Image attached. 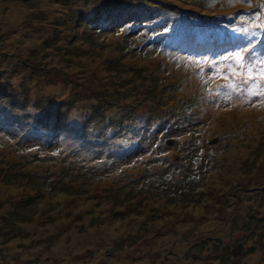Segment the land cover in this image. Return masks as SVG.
<instances>
[{
	"label": "rangeland",
	"instance_id": "rangeland-1",
	"mask_svg": "<svg viewBox=\"0 0 264 264\" xmlns=\"http://www.w3.org/2000/svg\"><path fill=\"white\" fill-rule=\"evenodd\" d=\"M257 11L0 0V264H264V107L209 79Z\"/></svg>",
	"mask_w": 264,
	"mask_h": 264
},
{
	"label": "snow or ice",
	"instance_id": "snow-or-ice-1",
	"mask_svg": "<svg viewBox=\"0 0 264 264\" xmlns=\"http://www.w3.org/2000/svg\"><path fill=\"white\" fill-rule=\"evenodd\" d=\"M240 0H229V3H238ZM214 4L215 0H211ZM249 7L251 3L249 2ZM264 17V11H257L255 19L260 20ZM264 27V24L256 25ZM168 31L167 28L164 29ZM244 31H247L246 29ZM233 59L234 63L227 65V71L223 68H217L213 76L209 79L219 77L224 81L223 85H216V89L225 87L230 91L225 94V99H233V94L239 97L242 104H250L252 107H264V57L257 54L255 44L248 42L246 47L234 53L231 57H223L225 61ZM209 81H204L207 84ZM211 91V90H210ZM215 95L221 93L217 91ZM253 98H256L255 100Z\"/></svg>",
	"mask_w": 264,
	"mask_h": 264
},
{
	"label": "trees",
	"instance_id": "trees-1",
	"mask_svg": "<svg viewBox=\"0 0 264 264\" xmlns=\"http://www.w3.org/2000/svg\"><path fill=\"white\" fill-rule=\"evenodd\" d=\"M96 7V8H95ZM102 7L105 9V6L104 5H101V4H98V5H96V6H93V8H92V11L94 12V14L95 15H98V13H99V11L102 9ZM106 10V9H105ZM78 15H76V16H78V22H79V25H81V26H83V28L85 29V30H91L92 28H91V26H90V24L91 23H96V22H92V20H89V14H88V12H76ZM81 14V15H80ZM102 15V14H101ZM74 16V15H73ZM108 18H110V15H107V18L105 19H103L102 18V20L100 21V22H98L100 25V27L102 28L103 26L102 25H106L105 24V21L106 20H108ZM93 20H95L94 18H93ZM142 23V22H141ZM159 31L160 30H156V31H154V32H152V31H147V32H149V34H148V39H151V38H154V36H156L158 33H159ZM143 32H145V31H142V33ZM158 47V46H157ZM214 50H209L208 51V53H207V57H209L210 55H213L214 54ZM25 98V97H24ZM1 102H3L2 100H1V98H0V103ZM31 108L32 109H41L42 107H39V106H37V107H35V105L34 106H31ZM40 121H42V123L43 122H45V121H43V120H40ZM45 126H46V124H44Z\"/></svg>",
	"mask_w": 264,
	"mask_h": 264
},
{
	"label": "water",
	"instance_id": "water-1",
	"mask_svg": "<svg viewBox=\"0 0 264 264\" xmlns=\"http://www.w3.org/2000/svg\"><path fill=\"white\" fill-rule=\"evenodd\" d=\"M238 249H239V247L235 248V250H233V253L237 254Z\"/></svg>",
	"mask_w": 264,
	"mask_h": 264
},
{
	"label": "bare ground",
	"instance_id": "bare-ground-1",
	"mask_svg": "<svg viewBox=\"0 0 264 264\" xmlns=\"http://www.w3.org/2000/svg\"><path fill=\"white\" fill-rule=\"evenodd\" d=\"M146 261V260H145ZM147 262V261H146ZM138 264H139V262H138ZM140 264H143L142 262H140Z\"/></svg>",
	"mask_w": 264,
	"mask_h": 264
},
{
	"label": "flooded vegetation",
	"instance_id": "flooded-vegetation-1",
	"mask_svg": "<svg viewBox=\"0 0 264 264\" xmlns=\"http://www.w3.org/2000/svg\"><path fill=\"white\" fill-rule=\"evenodd\" d=\"M233 252V251H232Z\"/></svg>",
	"mask_w": 264,
	"mask_h": 264
}]
</instances>
